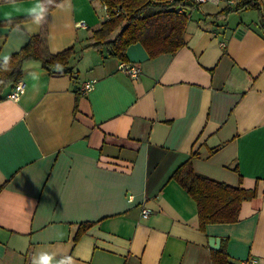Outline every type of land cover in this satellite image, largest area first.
<instances>
[{
    "label": "crops",
    "instance_id": "0c3cea01",
    "mask_svg": "<svg viewBox=\"0 0 264 264\" xmlns=\"http://www.w3.org/2000/svg\"><path fill=\"white\" fill-rule=\"evenodd\" d=\"M245 1L186 5L180 48H126L132 79L88 47L101 0H0V63L38 36L45 59L73 48L74 72L28 59L18 99V82L2 90L0 264H211L210 237L233 263L264 264V6ZM186 165L256 195L201 228Z\"/></svg>",
    "mask_w": 264,
    "mask_h": 264
},
{
    "label": "trees",
    "instance_id": "16d2710c",
    "mask_svg": "<svg viewBox=\"0 0 264 264\" xmlns=\"http://www.w3.org/2000/svg\"><path fill=\"white\" fill-rule=\"evenodd\" d=\"M58 1L50 0L46 10L52 8ZM101 2L106 7L108 16L100 27L93 31L92 42L88 47L98 49L105 45L113 56L125 61L126 48L132 43H141L151 55L174 52L184 44L182 34L186 21L185 13H178L176 8L180 5L184 10L186 5H190L189 1L101 0ZM191 5L196 6L192 3ZM237 5L233 11L238 9ZM243 5L259 10L264 6V2L249 0ZM259 27L264 31V22L259 21ZM39 47L38 36H35L8 60L0 63V100L3 88L20 80L23 63L28 59L39 62L49 72H54V68L63 67L66 74L74 77V72L69 67L73 48L51 54L45 59L40 55ZM178 178L196 201L201 228L207 223L237 220L239 206L256 195L255 189H241L216 181L193 172L189 165L179 170ZM210 253L211 264H235L224 249H212Z\"/></svg>",
    "mask_w": 264,
    "mask_h": 264
},
{
    "label": "built area",
    "instance_id": "2783aa9c",
    "mask_svg": "<svg viewBox=\"0 0 264 264\" xmlns=\"http://www.w3.org/2000/svg\"><path fill=\"white\" fill-rule=\"evenodd\" d=\"M187 1H189L190 3L196 6H200L203 3H212V4H223L226 8L232 9V7H235L240 0H187ZM176 11L178 13H184V10L181 8L180 5L177 6ZM76 24L78 27H85V23L83 21H79ZM118 69L121 72L126 73L132 79L137 78L140 74V68L138 64L133 62L121 61L118 65ZM94 84H95L94 79L83 82L79 87L80 93L82 95L87 94L94 87ZM22 89H23V84L21 82H18L15 85L14 90H12V92L8 96L13 100H17L19 94L22 92ZM151 212L152 211L149 207H142L140 210V215L143 218H147L151 214Z\"/></svg>",
    "mask_w": 264,
    "mask_h": 264
},
{
    "label": "water",
    "instance_id": "95a60500",
    "mask_svg": "<svg viewBox=\"0 0 264 264\" xmlns=\"http://www.w3.org/2000/svg\"><path fill=\"white\" fill-rule=\"evenodd\" d=\"M64 70H65V68H63V67L54 68L53 69V71H55V72H61V71H64ZM74 88H76V86H74ZM220 241H221V239H219V238L210 237L209 238V246H210V248L213 249V250H218L219 247H220Z\"/></svg>",
    "mask_w": 264,
    "mask_h": 264
},
{
    "label": "rangeland",
    "instance_id": "374dc122",
    "mask_svg": "<svg viewBox=\"0 0 264 264\" xmlns=\"http://www.w3.org/2000/svg\"><path fill=\"white\" fill-rule=\"evenodd\" d=\"M194 8H199V6H195ZM197 12H200V13H202V11H200V8L199 9H196V13ZM196 15V14H195Z\"/></svg>",
    "mask_w": 264,
    "mask_h": 264
}]
</instances>
